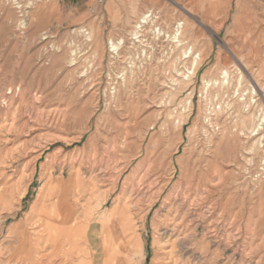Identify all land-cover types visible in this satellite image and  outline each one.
I'll return each mask as SVG.
<instances>
[{"label": "rangeland", "instance_id": "obj_1", "mask_svg": "<svg viewBox=\"0 0 264 264\" xmlns=\"http://www.w3.org/2000/svg\"><path fill=\"white\" fill-rule=\"evenodd\" d=\"M101 1L0 0V264H264V0Z\"/></svg>", "mask_w": 264, "mask_h": 264}, {"label": "bare ground", "instance_id": "obj_2", "mask_svg": "<svg viewBox=\"0 0 264 264\" xmlns=\"http://www.w3.org/2000/svg\"><path fill=\"white\" fill-rule=\"evenodd\" d=\"M100 1L101 0H99V2ZM177 5L179 6V4H177ZM180 7H181V9H184V7H182V6H180ZM183 11L188 16H191L194 18L195 15L192 12L191 8L185 7V9ZM175 14H176V12L160 14L158 11L148 9L147 11L143 12L142 15L139 17L138 22L135 25V28L131 32V39L133 40L134 45H135V43L139 42L142 46L145 47V48L142 47V49H141V53L144 55V57H147V55H148L146 47H148L151 44V42H147V39L145 38L147 30H150L152 32L154 39L163 37V38H167L169 43L170 42L175 43L176 45L185 44L182 37L184 34L186 20L185 19H178L176 22H173L175 19ZM160 20L168 23L172 32L164 29V27H162L159 23ZM198 21H200L201 23H204V20H198ZM86 34H88V33H86ZM123 42H124L123 39H121L118 43H115L114 41H110L111 50L117 54L119 52L120 45ZM73 52H75V51H73ZM185 57H188V58L191 57V61H190L189 66H186L188 69V72L190 74L189 77L191 78V76L195 73V71L197 70V68L201 64V61H202L201 53L200 52L197 53L196 51L193 50V47L188 46L186 51H185ZM70 60H73V59H70ZM237 61L240 63L239 59ZM127 66H128V70L130 69L131 72H134V69L137 66V63H136V61L130 59L129 61H127ZM223 73L225 75H228L227 70L223 71ZM120 77H122V79H123V81L121 82L123 84H121V85H124L127 87L128 75L126 73H124ZM171 78L173 81L172 84L175 85V87H173V88H175V89L181 88V85L184 83V81L180 80L178 78H174L173 75L171 76ZM114 90L115 91L113 92L112 96L116 97V99H117V96H119V94L121 93V90H120V88H116V87H114ZM189 104L191 105V102H189ZM189 111L190 110H188V112ZM158 114H160V113H158ZM187 116H185V118H183L182 120H180V119L177 120V125L179 127L182 126V124L187 120V118H186ZM153 126L154 125H152L151 127H153ZM162 188L160 189V193L162 192ZM162 237H164V236H162ZM169 246L170 245H168L167 243H164L163 247H164V253L166 255L172 253V249L167 250V248Z\"/></svg>", "mask_w": 264, "mask_h": 264}, {"label": "built area", "instance_id": "obj_3", "mask_svg": "<svg viewBox=\"0 0 264 264\" xmlns=\"http://www.w3.org/2000/svg\"><path fill=\"white\" fill-rule=\"evenodd\" d=\"M102 2V1H101Z\"/></svg>", "mask_w": 264, "mask_h": 264}]
</instances>
